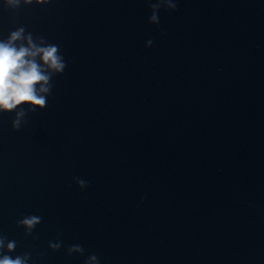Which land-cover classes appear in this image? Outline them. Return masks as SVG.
Listing matches in <instances>:
<instances>
[{
    "label": "water",
    "instance_id": "obj_1",
    "mask_svg": "<svg viewBox=\"0 0 264 264\" xmlns=\"http://www.w3.org/2000/svg\"><path fill=\"white\" fill-rule=\"evenodd\" d=\"M150 14L147 0H0V39L22 26L67 64L19 130L17 110L0 112L13 258L264 264V0H178L159 25ZM29 214L36 239L16 224ZM73 244L84 255H67Z\"/></svg>",
    "mask_w": 264,
    "mask_h": 264
},
{
    "label": "clouds",
    "instance_id": "obj_2",
    "mask_svg": "<svg viewBox=\"0 0 264 264\" xmlns=\"http://www.w3.org/2000/svg\"><path fill=\"white\" fill-rule=\"evenodd\" d=\"M38 4L50 3V0H35ZM150 16L148 23L159 25V12L161 10L174 12L178 7V0H147ZM4 3L13 8H19L21 3L31 5L33 0H4ZM153 40H148L145 47L151 46ZM67 67L64 56L56 44L48 43L43 36L34 37L32 33H26L24 27L11 31L6 39H0V112H15V118L11 122L14 131L21 128L22 120L28 113L43 110L47 107V97L53 87L52 78L62 74ZM24 105H27L25 110ZM74 182L83 190L88 183L74 177ZM42 222V217L37 215H25L17 220V227L24 229L26 237L33 236L36 227ZM57 233L55 242L49 241L48 247L52 251H58L62 247V241ZM33 239H36L33 236ZM16 241L9 240L4 234H0V264H29L31 253L25 252L14 258L10 253L16 249ZM85 249L80 244L66 247V254L84 255ZM84 264H99L96 254L87 256Z\"/></svg>",
    "mask_w": 264,
    "mask_h": 264
}]
</instances>
